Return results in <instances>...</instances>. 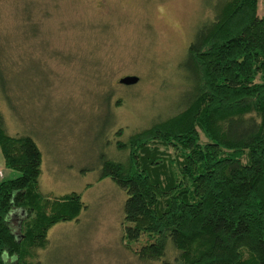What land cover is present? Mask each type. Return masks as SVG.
<instances>
[{
  "label": "trees",
  "instance_id": "16d2710c",
  "mask_svg": "<svg viewBox=\"0 0 264 264\" xmlns=\"http://www.w3.org/2000/svg\"><path fill=\"white\" fill-rule=\"evenodd\" d=\"M256 3L206 4L212 16L179 64L188 73L179 109L116 141L123 162L99 156L98 180L126 196L122 239L144 238L131 251L143 264H264V18ZM0 154L18 173L0 180V264H25L46 245L47 229L75 220L83 204L75 193L38 192L40 153L29 137L0 125Z\"/></svg>",
  "mask_w": 264,
  "mask_h": 264
},
{
  "label": "rangeland",
  "instance_id": "374dc122",
  "mask_svg": "<svg viewBox=\"0 0 264 264\" xmlns=\"http://www.w3.org/2000/svg\"><path fill=\"white\" fill-rule=\"evenodd\" d=\"M211 1L0 0V125L37 147L41 195L75 193L83 204L25 264H143L131 251L144 238L122 239L126 196L98 180L99 156L123 162L116 141L179 109L188 81L179 64ZM124 76L137 81L122 86ZM0 174L18 175L1 154Z\"/></svg>",
  "mask_w": 264,
  "mask_h": 264
},
{
  "label": "water",
  "instance_id": "95a60500",
  "mask_svg": "<svg viewBox=\"0 0 264 264\" xmlns=\"http://www.w3.org/2000/svg\"><path fill=\"white\" fill-rule=\"evenodd\" d=\"M136 81H137V78L134 76H124L122 78H119L117 82L118 84L122 86H130L136 83Z\"/></svg>",
  "mask_w": 264,
  "mask_h": 264
},
{
  "label": "crops",
  "instance_id": "0c3cea01",
  "mask_svg": "<svg viewBox=\"0 0 264 264\" xmlns=\"http://www.w3.org/2000/svg\"><path fill=\"white\" fill-rule=\"evenodd\" d=\"M0 176H1V174H0Z\"/></svg>",
  "mask_w": 264,
  "mask_h": 264
}]
</instances>
